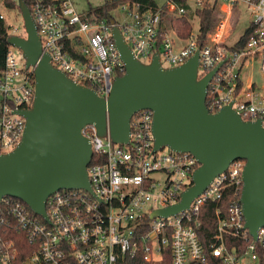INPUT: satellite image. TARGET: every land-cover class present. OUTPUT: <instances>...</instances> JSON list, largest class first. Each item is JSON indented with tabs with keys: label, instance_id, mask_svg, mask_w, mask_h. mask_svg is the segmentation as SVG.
Instances as JSON below:
<instances>
[{
	"label": "built area",
	"instance_id": "2783aa9c",
	"mask_svg": "<svg viewBox=\"0 0 264 264\" xmlns=\"http://www.w3.org/2000/svg\"><path fill=\"white\" fill-rule=\"evenodd\" d=\"M29 1L41 56L47 54L52 67L99 97L107 99L115 78L125 73L112 37L116 26L143 64H149L157 51L162 67L179 66L198 50V79L216 69L207 84V110L215 114L230 106L241 120L260 121L264 128V0H187V7L168 0L165 9L173 18L193 14L192 30L184 39L174 28L160 35V8L142 12L136 5L123 4L114 10L117 16H110L114 21L110 24L108 18L95 22L77 13L69 0ZM208 3L216 5L220 21L200 44L195 12ZM239 6L246 10L248 23L228 44L235 25L233 10ZM246 31L248 38L239 46ZM8 32L26 37L11 26ZM14 49L8 46L0 69V155L21 142L25 118L18 112L29 110L34 99V77L31 81L27 74L32 70L25 69L21 51L17 59ZM152 121L150 110L135 113L126 144L113 143L108 131L100 137L94 125L84 126L81 135L92 151L87 166L90 192L54 193L45 202L47 220L18 199L1 201L33 247L24 264H207L208 254L216 264H264V226L257 230L256 240L244 229L242 160L232 161L216 175L187 210L151 218L155 211L180 201L199 166L188 152L166 147L153 151ZM227 188L239 191V199L229 205L225 218L215 211L217 232L207 253L197 235L200 209L209 201L218 202ZM226 234L241 241L249 236L252 241L242 249L229 248ZM14 259L13 245H0L1 264H13Z\"/></svg>",
	"mask_w": 264,
	"mask_h": 264
},
{
	"label": "water",
	"instance_id": "95a60500",
	"mask_svg": "<svg viewBox=\"0 0 264 264\" xmlns=\"http://www.w3.org/2000/svg\"><path fill=\"white\" fill-rule=\"evenodd\" d=\"M26 37L6 41L19 49L25 69L34 77V99L25 118L22 140L11 152L0 155V202L22 201L47 220L45 202L60 190L90 192L87 166L92 151L81 129L94 125L100 137L107 131L115 144L129 139L130 119L140 110L153 112V151L163 147L192 154L199 164L177 204L155 211L151 218L187 210L212 179L234 160L245 162L240 203L246 229L253 240L264 226V128L260 121L246 122L230 106L212 114L205 106L212 71L198 79V50L179 66L164 68L156 51L149 64L137 60L119 29L112 28L115 47L125 66L116 77L107 99L73 82L52 67L29 8L17 0ZM110 24L113 19L108 16ZM1 264V261H0Z\"/></svg>",
	"mask_w": 264,
	"mask_h": 264
},
{
	"label": "trees",
	"instance_id": "16d2710c",
	"mask_svg": "<svg viewBox=\"0 0 264 264\" xmlns=\"http://www.w3.org/2000/svg\"><path fill=\"white\" fill-rule=\"evenodd\" d=\"M27 7L30 9L31 4L29 0H23ZM180 6L187 7V0H174ZM123 4L136 5L138 10L145 12H154L160 8L161 15V28L160 35L162 36L170 28H174L177 35L180 38H186L192 30L191 19L193 14L189 13L188 16L173 18L171 14L167 13L165 6L158 7L154 0H103L102 5L96 7H90L86 12V17L95 22L106 19L110 16L118 6ZM0 6L7 10H17L20 13L19 7L15 0H0ZM21 14V13H20ZM195 14L199 20V31H200V44L206 42V37L211 33L218 22L220 21L219 12L215 4H205L200 10H196ZM1 15V13H0ZM10 26L5 22L4 18H0V69L4 62V57L8 51V43L6 39L10 36ZM248 38V31L240 39L239 46H242ZM31 81L33 80V72H27ZM95 158H93L94 161ZM239 199V191H235L233 188H227L224 195L218 202L209 201L200 209L199 221L200 226L197 229L198 239L203 249L208 253L209 246L212 243L216 232H217V218L215 211H220V217L225 218L229 205ZM0 245L7 246L13 245L15 250V259L12 261L13 264H24L26 258L29 256L33 247L30 245L28 238L24 232L18 229L15 220L10 214H7V207L4 202H0ZM224 241L227 247L231 248L237 246L238 248H244L252 239L247 236L246 241H241L237 238L232 237L230 234L224 236ZM217 259L207 256V264H216ZM161 264H168V262H162Z\"/></svg>",
	"mask_w": 264,
	"mask_h": 264
},
{
	"label": "rangeland",
	"instance_id": "374dc122",
	"mask_svg": "<svg viewBox=\"0 0 264 264\" xmlns=\"http://www.w3.org/2000/svg\"><path fill=\"white\" fill-rule=\"evenodd\" d=\"M75 9V11L79 14L85 15L90 7L100 6L103 3V0H69ZM158 7L165 6L168 0H154ZM0 13L3 15L5 22L13 27L18 29V34L21 36H26V33L23 28V22L21 18V14L17 10H7L0 6ZM118 14L113 11L110 16L115 17ZM231 22H233L234 29L232 31L230 39L227 41L228 44L234 43L244 32L248 23V15L246 14V10L241 6L235 8L233 10V16L231 18ZM197 25V22H196ZM174 37V34H172ZM13 53L15 57L18 59L20 55V50L14 49ZM166 64V63H165ZM256 71V69L254 70Z\"/></svg>",
	"mask_w": 264,
	"mask_h": 264
}]
</instances>
